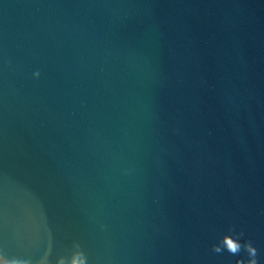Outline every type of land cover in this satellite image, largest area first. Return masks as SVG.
I'll use <instances>...</instances> for the list:
<instances>
[{"label":"water","instance_id":"obj_1","mask_svg":"<svg viewBox=\"0 0 264 264\" xmlns=\"http://www.w3.org/2000/svg\"><path fill=\"white\" fill-rule=\"evenodd\" d=\"M251 261L264 0H0V264Z\"/></svg>","mask_w":264,"mask_h":264},{"label":"clouds","instance_id":"obj_2","mask_svg":"<svg viewBox=\"0 0 264 264\" xmlns=\"http://www.w3.org/2000/svg\"><path fill=\"white\" fill-rule=\"evenodd\" d=\"M224 242H225V244H226L228 250H229L230 252H232V253H236V252L239 250V248H240V245H239L238 243L234 242V241H233L232 239H230V238H225V241H224ZM217 250H219V249H217ZM248 250H249V252H250L252 255H255V249L249 247ZM74 264H75V262H74ZM250 264H255V261H251Z\"/></svg>","mask_w":264,"mask_h":264}]
</instances>
